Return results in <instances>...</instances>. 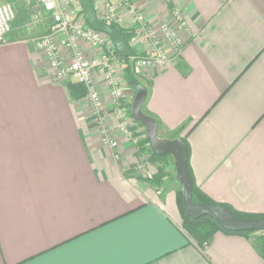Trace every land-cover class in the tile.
Wrapping results in <instances>:
<instances>
[{"label":"crops","instance_id":"crops-1","mask_svg":"<svg viewBox=\"0 0 264 264\" xmlns=\"http://www.w3.org/2000/svg\"><path fill=\"white\" fill-rule=\"evenodd\" d=\"M11 3L15 18L0 45V264H264L259 232L219 231L204 249L185 237L176 177L152 184L157 167L146 178L134 173L135 150L122 136L116 151L102 144L86 102L54 79L35 43L49 16L36 0ZM133 4L156 36L168 25L183 42L169 64L133 70L147 91L142 112L161 139L182 128L175 139L186 140L204 195L264 214V0ZM120 12L128 45L143 55L129 12Z\"/></svg>","mask_w":264,"mask_h":264},{"label":"built area","instance_id":"built-area-1","mask_svg":"<svg viewBox=\"0 0 264 264\" xmlns=\"http://www.w3.org/2000/svg\"><path fill=\"white\" fill-rule=\"evenodd\" d=\"M97 19L118 29L125 28V20L120 11H128L130 25L128 30L138 35L145 46L143 55L131 56L133 70L144 69L151 66H164L181 55L183 42L176 31L168 25H161L156 36L150 29L144 14L138 11L133 0H97ZM225 1V0H222ZM40 8L49 16L51 25L48 34L35 40L54 72V79L58 82L69 80L81 86L86 94V100L93 112V120L101 134V142L111 150L118 149V141L115 134H119L135 150L136 155H142V146L137 134L129 127L124 118L122 95L119 90L121 82L118 74L121 72V59L114 50L112 42L106 35L99 33L90 27H83L72 14L73 0H36ZM172 16L181 20L177 8L170 9ZM15 14L7 3H0V45L7 42L12 29ZM84 43L92 48L88 54L80 49L79 44ZM61 50L67 53L63 56ZM101 78L109 92L112 103L111 113L117 121V125L107 122L102 105V95L96 83ZM144 152V151H143ZM143 156V155H142ZM119 160V154L114 155ZM141 164L137 161L133 170L137 174H143ZM207 244H204V249Z\"/></svg>","mask_w":264,"mask_h":264},{"label":"water","instance_id":"water-1","mask_svg":"<svg viewBox=\"0 0 264 264\" xmlns=\"http://www.w3.org/2000/svg\"><path fill=\"white\" fill-rule=\"evenodd\" d=\"M84 11L88 26L106 35L113 44L114 50L120 58H131L132 52L127 48L124 35L97 19L95 8L91 0H79ZM146 98V90L141 89L131 104V114L147 135L149 148L158 157L169 155L173 158L176 171V180L180 185L182 208L185 215L191 219L208 217L215 221L223 230L231 233L259 232L264 234V218H237L232 212L222 206H212L202 203H193L191 181L186 167V148L179 139H161L158 137L157 122L142 112Z\"/></svg>","mask_w":264,"mask_h":264},{"label":"trees","instance_id":"trees-1","mask_svg":"<svg viewBox=\"0 0 264 264\" xmlns=\"http://www.w3.org/2000/svg\"><path fill=\"white\" fill-rule=\"evenodd\" d=\"M110 27H112L116 30H119L124 35V40H125L126 46L132 52L130 46L128 45V40L131 36L130 33L125 32L121 29H118L117 27H115L113 25H110ZM132 55H133V52H132ZM121 61H122V70H123V77L125 79V83L133 92L132 93V101H131V104H132L135 95L141 89H145V88L135 78V74H134L133 68H132L131 59L130 58H121ZM75 85L76 86L67 85V90H68V92L72 98L77 97L76 96L77 94L74 95V93H75V91H77V87L79 85H77V84H75ZM146 98H147V91H146ZM146 98H145V100H146ZM144 103H145V101H144ZM144 103H143V105H144ZM181 130H182V128L179 129L177 132H175L172 139H175L176 137H178ZM179 140H181L183 142V144L186 148V167H187V172H188V175H189V178L191 181L193 203H202V204H207V205H212V206H222V207L228 208L232 212L233 216L237 217V218H264V214H261V215L244 214V213L236 211L235 209H233L232 207H230L226 204L216 203L213 200H211L210 198H208L206 195H204L196 187V185L193 181V178H192V174H191V171L189 168V149H188V145L186 143V140L183 138H181ZM147 143H148V139L146 140V144ZM151 156L153 158H157V159L161 158V157L156 156L152 152H151ZM166 156H169V155H166ZM148 181L151 182V180H148ZM176 202H177V206H178V209H179V212L181 215V220H182L181 230H182L183 234L185 235V237L187 239L192 241L200 249H203L202 246L204 244H208L209 241L211 240V238L213 237V235L219 231L223 232L225 234H241V235H249V234L255 233V232L231 233V232H228L226 230H223L215 221H213L212 219H210L208 217H201L199 219H191V218L187 217L183 211V208H182V195H181L180 190L176 193ZM261 246H262L261 252H262V255L264 258V234L261 236Z\"/></svg>","mask_w":264,"mask_h":264},{"label":"rangeland","instance_id":"rangeland-1","mask_svg":"<svg viewBox=\"0 0 264 264\" xmlns=\"http://www.w3.org/2000/svg\"><path fill=\"white\" fill-rule=\"evenodd\" d=\"M91 2L95 6V8L98 7V1L97 0H91ZM0 3L9 4L14 11V7L11 3V0H0ZM73 4H74V6L71 7V11L73 12L72 14L75 16V19L83 27H89L86 20H85L84 11L80 5L79 0H73ZM119 62L122 64L121 59L119 60ZM118 80L121 82V86H119V90L121 91V95H122V103H123L122 106L124 108V114H123L124 118L127 121L129 127L137 134V136L140 140L139 141L140 145L142 146V150L144 151V152L142 151L143 156L139 155V154L136 155L137 161L142 166L140 171L143 173V176H145V178H146L149 175L150 165H154L157 167L159 173L157 175H154L151 178H149V180L152 181L151 183L152 184L154 183L155 185L160 186V185H162L160 183H162L164 181V182H166V184H169L171 182V180H174L176 177L173 158L171 156H165V157H161L160 159H157V158H153L151 156L149 143L146 144L147 135H146L145 129L133 119L132 114H131L132 96L130 98H126L124 95V89L125 88H128L130 91H131V89L125 83V79L123 77V70L122 69H121V72H119V74H118ZM96 81H97L96 83L98 84V88H99L101 95H102V100H103L102 105H103L104 112L107 113L105 115V118L109 124L116 126L117 121L115 120L114 116L111 113L112 103H111V99L109 96V92H108V90H106L107 88L105 87L101 78H98ZM64 85H65V87H67V85L76 86L74 82L69 81V80H65ZM75 94H77L76 95L77 97H75V98L82 99V102L84 101L87 104L86 108L83 111H85L87 109V112L93 116V112H92V110H91V108H90V106L86 100V97H85L86 94H85L84 89L81 86H78L77 91H75L74 95ZM133 172L135 173L136 171L133 170ZM179 190H180V186L178 185V189L176 190L175 193H177ZM259 234H260L259 236L263 235V233H259Z\"/></svg>","mask_w":264,"mask_h":264}]
</instances>
